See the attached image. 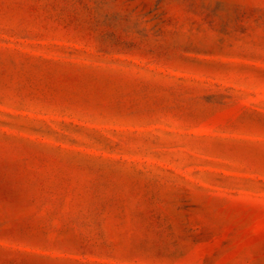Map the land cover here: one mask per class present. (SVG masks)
Masks as SVG:
<instances>
[{
  "label": "rangeland",
  "instance_id": "rangeland-1",
  "mask_svg": "<svg viewBox=\"0 0 264 264\" xmlns=\"http://www.w3.org/2000/svg\"><path fill=\"white\" fill-rule=\"evenodd\" d=\"M0 264H264V0H0Z\"/></svg>",
  "mask_w": 264,
  "mask_h": 264
}]
</instances>
